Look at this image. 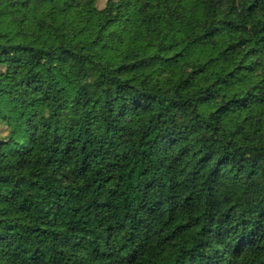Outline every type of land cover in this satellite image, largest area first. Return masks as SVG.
<instances>
[{
  "label": "trees",
  "instance_id": "1",
  "mask_svg": "<svg viewBox=\"0 0 264 264\" xmlns=\"http://www.w3.org/2000/svg\"><path fill=\"white\" fill-rule=\"evenodd\" d=\"M97 3L0 0V264H264V0Z\"/></svg>",
  "mask_w": 264,
  "mask_h": 264
},
{
  "label": "rangeland",
  "instance_id": "2",
  "mask_svg": "<svg viewBox=\"0 0 264 264\" xmlns=\"http://www.w3.org/2000/svg\"><path fill=\"white\" fill-rule=\"evenodd\" d=\"M104 1L105 0H98V6L101 7ZM162 7V13L154 19V22L158 23L160 20H165L170 13H173L175 18L174 32L176 35H181L184 32H197L199 30L200 23L197 13L189 6H181L174 9L171 1H167ZM214 53L215 49H213L209 43H202V45H198L193 57L213 55Z\"/></svg>",
  "mask_w": 264,
  "mask_h": 264
}]
</instances>
